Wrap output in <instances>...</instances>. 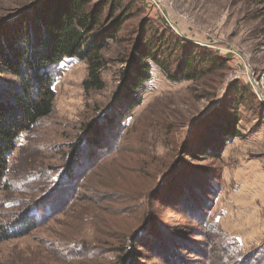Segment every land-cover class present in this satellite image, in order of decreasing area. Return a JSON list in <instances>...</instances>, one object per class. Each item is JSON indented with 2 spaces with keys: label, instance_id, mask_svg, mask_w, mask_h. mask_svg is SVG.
Segmentation results:
<instances>
[{
  "label": "rangeland",
  "instance_id": "rangeland-1",
  "mask_svg": "<svg viewBox=\"0 0 264 264\" xmlns=\"http://www.w3.org/2000/svg\"><path fill=\"white\" fill-rule=\"evenodd\" d=\"M34 1L0 0V24L17 16L5 22L16 25L20 11L30 8ZM260 1L134 0L135 17L128 21L121 41L104 52L110 62L103 72L104 90L85 92L86 63L71 59L61 65L62 74L54 84L55 112L23 135L0 192V224H12L13 228H17L16 223L29 224L28 231L0 239V264H117L127 255L125 248L131 236L150 227L146 226L150 216L152 220L153 215L156 217L163 233L198 227L179 210L160 209L157 200H148L164 175L169 174L163 182H168V190L185 167L203 166L212 177L220 178V189H226L221 197L227 199L237 184L241 164L257 161L264 170V119L250 109L264 106V5ZM143 19L157 32L171 29L180 37L182 33L187 38L182 39L228 58L229 68L200 81L174 83L153 65V79L143 104L124 119L110 112L112 98L123 67L120 60L129 53L132 41L125 37L130 38L128 31ZM3 79L16 85L11 77ZM235 83L250 89L248 101L240 107L244 137L230 141L219 161L186 159L175 170L179 157L186 158L183 145L187 146L192 133L202 131L211 111L233 104L231 85ZM107 108L120 127L112 146L86 174L79 172L68 181L62 169L70 157L69 145L78 142L84 123L96 120ZM196 119L203 121L192 132ZM213 213L211 222L219 215L218 209ZM227 221L221 219L219 224L228 234L242 228L238 222ZM253 228L249 225L244 229L253 233ZM143 234L136 239L137 254L127 255L130 264L177 263V257L165 254L162 243L158 245L150 234ZM220 238L217 235L218 241L213 242V249L208 248L206 257L201 254L204 247L196 245L204 241L202 236L191 235L182 251L186 254L184 264H237L231 256H236V248ZM251 246H242V254L256 247ZM222 250H227V258Z\"/></svg>",
  "mask_w": 264,
  "mask_h": 264
},
{
  "label": "trees",
  "instance_id": "trees-1",
  "mask_svg": "<svg viewBox=\"0 0 264 264\" xmlns=\"http://www.w3.org/2000/svg\"><path fill=\"white\" fill-rule=\"evenodd\" d=\"M259 3L264 5V0ZM134 6V0H35L30 8L20 11L18 17H21L16 25L5 22L14 21L17 16L0 24V192L6 186L10 160L20 148L23 135L55 112L57 93L54 84L61 76V65L66 60L76 59L87 64L88 75L83 82L87 94L105 89L103 72L110 62L104 52L112 43L121 41L128 21L137 13ZM128 33L130 38L125 39L132 41L129 42V53L120 60L123 67L119 85L112 98V109H109L113 116L129 118L143 104L144 94L153 79V65L158 66L174 83L200 81L229 68L228 58H221L208 47H199L182 39L171 29L157 32L144 19ZM6 76L13 78L16 85L6 82L3 79ZM231 87L235 92L232 105L216 112L212 110L207 116H210L208 122L194 120L192 132L201 123L202 131L192 133L187 146L183 145L186 158L184 155L179 157L175 170L186 159L219 161L230 141L244 137L240 126L243 120L240 107L248 101L250 89L238 83ZM250 109L259 112L260 118L264 119L262 104L258 110L255 107ZM109 110L101 112L96 120L84 123L78 142L69 145L70 157L62 169L68 181L77 177L79 172L86 174L89 166L100 161L99 156L112 146L115 131L120 127L116 125L115 118H110ZM168 175H164L158 187L149 193L148 200H157L160 209L179 210L198 227L190 229V232L180 227L163 233L156 217L153 215L152 220L150 216L146 224L150 227L135 232L127 243L125 250L128 257L131 252L137 254L136 239L145 232L148 237L150 234L154 243L157 241L158 245H164L165 254H173V259L177 257L174 264H184L186 254L182 251L185 244L190 242L191 235L199 233L204 241L191 243L201 249L204 247L205 252L201 250L204 256L210 253L208 248L213 249V242L218 241L219 235L236 248V256H231L237 264H264V243L242 254L239 240L222 230L219 224L221 213L211 222V213L226 190L225 187L220 189V178L212 177L203 166L191 169L189 166L183 169L182 178L177 174L178 178L167 190L169 184L163 182ZM15 225L17 228H13L12 224H0V239L20 235L29 227L23 222ZM217 229L219 232H216ZM227 250H222L225 258L229 255ZM193 251L197 253L198 250ZM127 255L121 257L117 264H130Z\"/></svg>",
  "mask_w": 264,
  "mask_h": 264
},
{
  "label": "crops",
  "instance_id": "crops-1",
  "mask_svg": "<svg viewBox=\"0 0 264 264\" xmlns=\"http://www.w3.org/2000/svg\"><path fill=\"white\" fill-rule=\"evenodd\" d=\"M260 166L253 160L241 164L237 170V184L231 187L227 199L221 197L217 202L216 209L221 213L219 221L224 219L228 223L231 220L242 225L230 233L242 246H259L264 241V170ZM249 225L254 226L253 233L244 229Z\"/></svg>",
  "mask_w": 264,
  "mask_h": 264
},
{
  "label": "water",
  "instance_id": "water-1",
  "mask_svg": "<svg viewBox=\"0 0 264 264\" xmlns=\"http://www.w3.org/2000/svg\"><path fill=\"white\" fill-rule=\"evenodd\" d=\"M181 35H182L183 38L187 39L182 33H181Z\"/></svg>",
  "mask_w": 264,
  "mask_h": 264
}]
</instances>
